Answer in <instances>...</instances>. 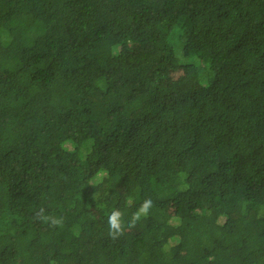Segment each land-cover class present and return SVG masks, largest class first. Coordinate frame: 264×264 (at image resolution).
Returning <instances> with one entry per match:
<instances>
[{
  "label": "trees",
  "instance_id": "1",
  "mask_svg": "<svg viewBox=\"0 0 264 264\" xmlns=\"http://www.w3.org/2000/svg\"><path fill=\"white\" fill-rule=\"evenodd\" d=\"M0 264H264V0H0Z\"/></svg>",
  "mask_w": 264,
  "mask_h": 264
},
{
  "label": "clouds",
  "instance_id": "2",
  "mask_svg": "<svg viewBox=\"0 0 264 264\" xmlns=\"http://www.w3.org/2000/svg\"><path fill=\"white\" fill-rule=\"evenodd\" d=\"M153 207V201L151 198L145 199L138 209L132 213L131 217L127 221L125 226L124 213L120 209L112 210L107 217L108 235L113 240L118 239L120 236L125 234V231L134 228L138 222L143 218H147ZM34 218L37 221L47 223L51 228H62L64 225L63 216H52L46 214L45 208L41 207L37 212L34 213Z\"/></svg>",
  "mask_w": 264,
  "mask_h": 264
}]
</instances>
